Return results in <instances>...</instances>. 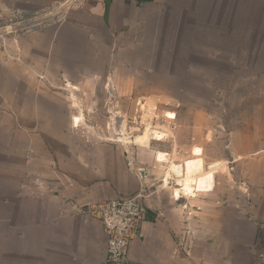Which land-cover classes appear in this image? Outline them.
Wrapping results in <instances>:
<instances>
[{"label":"crops","instance_id":"0c3cea01","mask_svg":"<svg viewBox=\"0 0 264 264\" xmlns=\"http://www.w3.org/2000/svg\"><path fill=\"white\" fill-rule=\"evenodd\" d=\"M179 1L85 0L81 17L68 6L14 36L15 65L0 56V264H109L96 207L145 187L148 210L126 264H264V161L230 219L229 190H212L218 162L203 159L195 195L178 198L172 177L156 183L125 144L54 124L80 118L71 114L78 91L114 88L117 64L127 73L128 58L153 49L172 11L177 24Z\"/></svg>","mask_w":264,"mask_h":264},{"label":"rangeland","instance_id":"374dc122","mask_svg":"<svg viewBox=\"0 0 264 264\" xmlns=\"http://www.w3.org/2000/svg\"><path fill=\"white\" fill-rule=\"evenodd\" d=\"M84 2L0 0L2 59L13 56L7 61L15 65L20 39L14 36L61 18L68 6L81 17ZM179 2L177 24L172 11L154 48L128 58L127 73H118L123 63L117 64L114 88L78 91L71 114L80 118L68 126L56 116L54 124L125 144L131 161L156 183L173 163L199 156L218 162L212 190L215 198L229 190L232 219L243 203L240 189L250 192L255 165L260 171L264 161V154L253 153L264 146V0ZM156 131L164 133L162 140L154 138ZM177 179L172 176L170 184Z\"/></svg>","mask_w":264,"mask_h":264},{"label":"built area","instance_id":"2783aa9c","mask_svg":"<svg viewBox=\"0 0 264 264\" xmlns=\"http://www.w3.org/2000/svg\"><path fill=\"white\" fill-rule=\"evenodd\" d=\"M149 195L145 187L135 195L108 199L97 205L95 212L107 235L109 264H126L129 260L130 244L133 238L140 235L141 223L148 210Z\"/></svg>","mask_w":264,"mask_h":264},{"label":"bare ground","instance_id":"6f19581e","mask_svg":"<svg viewBox=\"0 0 264 264\" xmlns=\"http://www.w3.org/2000/svg\"><path fill=\"white\" fill-rule=\"evenodd\" d=\"M116 131V130H115ZM155 139L162 140L164 133L155 132ZM167 153L159 151L158 158L167 161ZM204 169V162L202 157L187 159L183 164L173 163L170 170L167 172V177L176 176L179 181H176L179 187L175 188V193L178 198L186 195H195V182L198 174Z\"/></svg>","mask_w":264,"mask_h":264}]
</instances>
